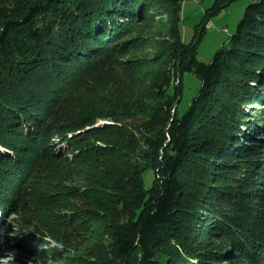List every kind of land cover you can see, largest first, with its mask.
Returning a JSON list of instances; mask_svg holds the SVG:
<instances>
[{
	"label": "trees",
	"instance_id": "1",
	"mask_svg": "<svg viewBox=\"0 0 264 264\" xmlns=\"http://www.w3.org/2000/svg\"><path fill=\"white\" fill-rule=\"evenodd\" d=\"M181 1L0 0L1 217L25 200L37 168L30 154L51 156L92 205L91 264H221L227 253L208 235L228 240L231 264H264V200L243 198L252 175L264 191V166L251 172L234 159L264 152V125L249 124L243 109L264 100V0L245 7L208 61L197 44L234 0H213L188 42ZM154 13L167 15L169 50L147 78L135 27ZM184 72L200 86L179 114ZM56 207L59 221L82 218Z\"/></svg>",
	"mask_w": 264,
	"mask_h": 264
},
{
	"label": "rangeland",
	"instance_id": "2",
	"mask_svg": "<svg viewBox=\"0 0 264 264\" xmlns=\"http://www.w3.org/2000/svg\"><path fill=\"white\" fill-rule=\"evenodd\" d=\"M212 1H181L179 28L183 41L191 40L195 25ZM254 1L257 0H234L210 17L206 31L197 44L199 60L208 61L219 47L228 44V38L236 30L245 7ZM166 18V14L159 16L154 13V19L142 22L135 27L136 33H134L141 35L142 38L138 42L139 51L134 55L147 58L144 68L147 78L156 75L158 65L164 60V56L161 55L168 49L163 44L167 33ZM156 59L157 63H153ZM181 80L183 90L178 104L179 114L188 107L191 98L198 92L200 86L199 79L191 72H184ZM141 94L146 96L144 91ZM243 109L249 124L253 123L259 128L264 125V100L249 99V103L245 104ZM102 121L99 120L100 123ZM255 127L251 129L252 132H255ZM242 128L248 133L251 125H242ZM141 146L145 147L144 144ZM45 153H50L48 148ZM30 155V160H36L37 168L35 174H32L33 178L31 176L32 179L30 178L25 185L23 204L17 203L14 198L4 216L1 217L0 211V264H91V251L96 248V245L94 235L89 236L88 232L97 226L91 211L92 205L86 198H82L80 193L75 194L71 191L76 182L68 173V165L59 164L51 156L34 158L32 154ZM259 156L249 151L242 157L234 159L240 160L238 162L248 168V171L255 172L260 170V166H264L262 162L264 160H260L264 158V152ZM225 160L233 159L231 157ZM153 175V170L150 168L143 172L145 187L151 186ZM188 179L191 180V177L188 176ZM245 192L246 195L243 192L245 202L253 200L258 205V201L261 203L264 200L261 195L264 191L256 175H252L250 182H245ZM52 206L63 210L73 209L75 214L82 218L69 222L67 221L69 219L59 221L55 217ZM206 238L209 239V243H212L211 248L217 247L215 252L227 253L221 264H231L228 258L231 257L233 248L230 243H227L228 240L226 242L215 239L211 235ZM189 261L190 264L195 263L196 257H191Z\"/></svg>",
	"mask_w": 264,
	"mask_h": 264
}]
</instances>
